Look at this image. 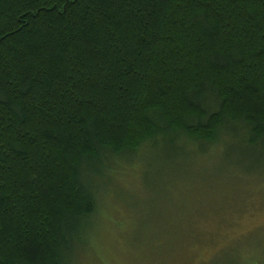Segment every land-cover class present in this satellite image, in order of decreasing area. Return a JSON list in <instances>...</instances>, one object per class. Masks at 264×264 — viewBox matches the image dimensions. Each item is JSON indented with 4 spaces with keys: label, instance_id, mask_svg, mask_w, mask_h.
<instances>
[{
    "label": "trees",
    "instance_id": "1",
    "mask_svg": "<svg viewBox=\"0 0 264 264\" xmlns=\"http://www.w3.org/2000/svg\"><path fill=\"white\" fill-rule=\"evenodd\" d=\"M228 129L264 152V0H0V264H71L103 160Z\"/></svg>",
    "mask_w": 264,
    "mask_h": 264
},
{
    "label": "rangeland",
    "instance_id": "2",
    "mask_svg": "<svg viewBox=\"0 0 264 264\" xmlns=\"http://www.w3.org/2000/svg\"><path fill=\"white\" fill-rule=\"evenodd\" d=\"M263 153L228 129L103 160L71 264H264Z\"/></svg>",
    "mask_w": 264,
    "mask_h": 264
}]
</instances>
